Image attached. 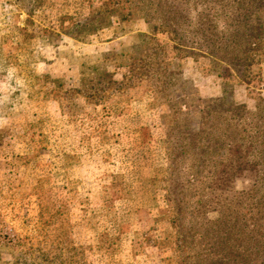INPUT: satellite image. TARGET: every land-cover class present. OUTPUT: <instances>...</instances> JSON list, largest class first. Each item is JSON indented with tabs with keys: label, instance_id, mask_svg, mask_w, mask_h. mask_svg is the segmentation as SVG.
I'll list each match as a JSON object with an SVG mask.
<instances>
[{
	"label": "rangeland",
	"instance_id": "1",
	"mask_svg": "<svg viewBox=\"0 0 264 264\" xmlns=\"http://www.w3.org/2000/svg\"><path fill=\"white\" fill-rule=\"evenodd\" d=\"M209 11L250 85L189 33ZM223 91L264 102V0H0V264H194L171 224L173 111ZM229 179L255 201V170Z\"/></svg>",
	"mask_w": 264,
	"mask_h": 264
},
{
	"label": "trees",
	"instance_id": "2",
	"mask_svg": "<svg viewBox=\"0 0 264 264\" xmlns=\"http://www.w3.org/2000/svg\"><path fill=\"white\" fill-rule=\"evenodd\" d=\"M211 12L200 14L195 20L196 32L189 33L194 35L200 50L224 62L237 73L239 81L250 85L252 79L246 80L239 70L249 67L250 56L229 60L232 52L250 50L241 49L240 39L235 41L237 35H232L236 32L226 36L231 42L222 37L220 40ZM217 93L209 94V98L205 95L207 99L199 98L194 107L183 103L173 111L185 125L179 135L182 150L177 156L169 153L171 176L173 182L181 180L188 187L172 199L175 216L171 224L179 230V249L189 254L188 259L194 264H261L255 260L264 254V102L259 97L255 111H251L243 103L236 104L225 91ZM193 117L196 131L187 126ZM179 167L188 178L174 173ZM235 167H249L257 172L252 191L255 201L244 197L251 193L229 194L228 182H232L229 178ZM193 185L196 190L189 191ZM71 249L76 250L74 246Z\"/></svg>",
	"mask_w": 264,
	"mask_h": 264
},
{
	"label": "crops",
	"instance_id": "3",
	"mask_svg": "<svg viewBox=\"0 0 264 264\" xmlns=\"http://www.w3.org/2000/svg\"><path fill=\"white\" fill-rule=\"evenodd\" d=\"M16 96L17 95H15V97L13 98L12 96H11V98H8V100L10 101V102H8L7 103V108H8V111H13L14 110V107H15V105H16V103H17V100H16ZM1 97H3L2 95H0V99H1ZM13 107V108H12ZM12 113V112H11Z\"/></svg>",
	"mask_w": 264,
	"mask_h": 264
}]
</instances>
